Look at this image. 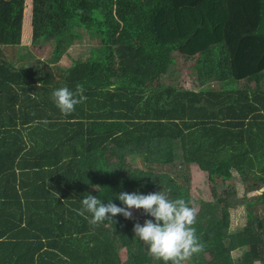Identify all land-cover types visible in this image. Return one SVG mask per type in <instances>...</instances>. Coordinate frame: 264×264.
Here are the masks:
<instances>
[{
	"label": "trees",
	"instance_id": "obj_1",
	"mask_svg": "<svg viewBox=\"0 0 264 264\" xmlns=\"http://www.w3.org/2000/svg\"><path fill=\"white\" fill-rule=\"evenodd\" d=\"M172 2L33 0L32 31L40 39L50 32L55 52L89 32L106 44L55 75L46 65L18 69L7 61L6 48L20 45L23 0H0V264H162L135 238L134 225L153 219L142 209L135 218L117 215L96 226L78 210L87 194L125 207L117 199L121 192L168 190L171 199L192 207V164L221 194L212 188L213 202H198L193 227L205 248L186 263L264 264V0L225 4L233 28L213 22L216 0H198L193 17L192 8L177 9L171 25L168 8L182 4ZM192 28L189 46L200 33L222 42L209 50L210 58L215 61L218 50L217 72L232 76L217 89L194 92L164 82L172 76L169 45ZM141 63L156 66L154 74H130ZM77 84L87 100L64 116L51 92L75 91ZM140 155L145 168L135 161ZM234 174L245 197L263 189V216L247 209L246 224L230 233V210L238 201L225 184Z\"/></svg>",
	"mask_w": 264,
	"mask_h": 264
},
{
	"label": "rangeland",
	"instance_id": "obj_2",
	"mask_svg": "<svg viewBox=\"0 0 264 264\" xmlns=\"http://www.w3.org/2000/svg\"><path fill=\"white\" fill-rule=\"evenodd\" d=\"M31 2V0H29ZM27 5V2H26ZM26 18L30 17V13L25 11ZM27 25L25 27V32L22 35V41L20 45L8 46L5 50V57L7 61L13 63L16 68L20 69L25 67L26 69H34L36 66L55 69V75L57 72L70 71L76 62L84 61L88 57H95L99 52H102L104 46L106 45L101 40L97 39V35L92 32L87 33V36H83L82 39H72L70 44H65V46H60L55 49V39H53L50 32L44 31L42 38H36L32 31V37L30 33V27ZM178 44H170L169 47V58L172 64V76H168L165 79V83L174 86L175 88H189L191 90H198L201 87L199 82V73L201 70L197 67V58L195 62H191L192 56H187L185 54H179L176 52V47ZM122 50V47H120ZM186 53V52H185ZM189 54V53H187ZM120 59V57H119ZM188 59V60H187ZM121 60V59H120ZM218 60V58H217ZM217 60L211 61L213 65L208 71L211 73V77L215 76L217 73L216 65ZM155 68H157L155 66ZM155 68L152 69L150 66H146L145 63H141L139 70L134 71L130 74H136V72L141 75H153ZM209 72L202 73L206 74ZM146 73V74H145ZM129 74V73H128ZM262 83L264 84V73L261 74ZM213 84L204 85V89H217L220 81L216 80ZM135 161L137 165L141 168H145V158L143 156H136ZM190 173V194L192 196V208H199V201L213 202L212 188H215L218 194H221V187L215 185L216 182L210 181L206 173L202 172L195 164H192L189 168ZM234 187L237 196V205L230 210L229 217V231L233 233L237 228L243 226L247 222L246 211L247 209L252 210L254 214L263 216L262 208H260V195L263 189L256 190L252 193H247L246 197L245 190L239 177L234 174L233 182L226 183L225 188ZM245 197V201L243 200ZM132 212V218H135L139 214V210L130 209ZM233 257L238 256V252H232ZM119 257L124 261L127 257L124 250L119 251ZM185 264H188L185 262ZM213 264V263H211Z\"/></svg>",
	"mask_w": 264,
	"mask_h": 264
},
{
	"label": "clouds",
	"instance_id": "obj_3",
	"mask_svg": "<svg viewBox=\"0 0 264 264\" xmlns=\"http://www.w3.org/2000/svg\"><path fill=\"white\" fill-rule=\"evenodd\" d=\"M83 92L82 85L77 84L75 91L65 86L53 90L50 98L62 115L69 116L78 104L87 100ZM169 192L170 190L159 191L147 195L121 192L117 199L125 207H118L111 200L105 205L101 199L87 194L81 201L82 207L78 214H90L91 218H85L90 225L96 226L105 220L113 221L112 217L117 215L131 219L130 209H142L153 219L145 220L143 225L136 223L133 231L135 238L147 246L148 255L162 264H185L194 255L204 251L205 244L193 227L196 222V209L190 207L183 198L171 199Z\"/></svg>",
	"mask_w": 264,
	"mask_h": 264
},
{
	"label": "crops",
	"instance_id": "obj_4",
	"mask_svg": "<svg viewBox=\"0 0 264 264\" xmlns=\"http://www.w3.org/2000/svg\"><path fill=\"white\" fill-rule=\"evenodd\" d=\"M5 1V0H3ZM114 2H118L120 3L121 1L123 0H113ZM174 4H176L177 1H179V3H182V0H172ZM198 0H187L186 2L182 3V4H178L177 6H171L168 8L169 10V15H170V18H171V25H174L175 22H177V9L182 13H185V9L186 8H192V12H191V17L193 16H197V11H198V4L196 3ZM26 2H27V5H26ZM190 2V3H188ZM216 3L217 5H219V16H217V18L213 21L215 22V24H217V27H221L222 28V25L223 27L227 28V27H231L233 28V19H232V13L230 10H223V7L225 4H228V3H231V0H222V1H218L216 0ZM196 10V11H194ZM25 11L26 12H29L30 13V17L26 18V15H25ZM199 13V12H198ZM199 15L201 16L202 13L200 12ZM33 16H34V3H33V0H31V2L29 0H23V5H22V26H21V34H23L25 32V27L28 25L30 27V35L31 37L30 38H33L32 37V19H33ZM184 17H186L184 15ZM241 16H238V22L241 24ZM199 20L200 22L202 21L201 18L199 17ZM190 22H188V19H185L183 20V23H182V26L183 27H187L189 26ZM254 24V23H253ZM244 26H247V24H243ZM240 26V25H238ZM28 27V28H29ZM253 28V27H251ZM250 30V29H249ZM194 31V29L192 28L190 32H188L186 35H187V38H184L183 37H174V43L178 44L177 47H176V52L179 53V54H185L187 56H192V57H189V58H193L191 60V62H195L196 58H197V67L199 70H201V73H199V82L201 84V87L198 89V90H191L189 88H184L188 91H194V92H197L201 89H204V85L206 84H213L215 82H218L216 80H222V79H225L226 76H232L229 74L227 75H224V74H220L221 71L217 72L215 76L211 77V73L208 71V69H210L213 65H211L212 63H210L211 61V58H210V53H209V50H211L212 48H215V47H219L222 42L220 41H217V42H211V40L207 39V34L206 33H200V34H197V36L193 37V41L192 42V45L189 46L188 42L187 41L188 39H190L192 37V32ZM218 31V30H217ZM219 32V31H218ZM255 32H248L247 34H254ZM219 34L221 35L222 32H219ZM21 41H22V35H21ZM20 41V43H21ZM210 41V46L204 51L202 52V47L201 45L204 43V42H208ZM213 43V44H211ZM184 46V47H183ZM187 46V47H186ZM186 47V48H185ZM184 48L186 49V52L189 53H185L183 52ZM219 53L218 50H216V53H215V57L214 59L217 60V58H219ZM196 57V58H195ZM188 60V59H187ZM220 66L217 64L216 65V69L219 68ZM205 71V72H209V73H202V71ZM203 80H206L205 83H203L202 81Z\"/></svg>",
	"mask_w": 264,
	"mask_h": 264
}]
</instances>
